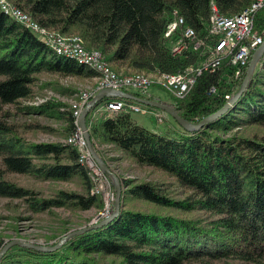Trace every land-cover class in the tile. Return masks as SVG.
I'll list each match as a JSON object with an SVG mask.
<instances>
[{
    "label": "trees",
    "instance_id": "obj_1",
    "mask_svg": "<svg viewBox=\"0 0 264 264\" xmlns=\"http://www.w3.org/2000/svg\"><path fill=\"white\" fill-rule=\"evenodd\" d=\"M8 1L46 29L79 36L86 49L99 50L117 73L160 75L197 68L203 59L200 52L171 53L176 35L164 37V31L174 16L204 38L211 1L220 14L233 16L253 0ZM254 29L264 31V7L255 15ZM251 56L252 52L241 68L222 63L214 73L202 72L180 99L169 96V101H162L129 93L166 103L197 123L228 101L224 95L237 92ZM51 74L82 80L97 76L0 11V198L21 199L33 212L102 207V200L89 193L88 170L78 162L73 146L30 142L10 121L7 108L32 98L39 76ZM211 88L215 91L210 93ZM115 99L106 97L93 109ZM16 108L44 113L56 107L46 103ZM55 112L71 134V107ZM85 121L96 153L99 141L115 147L136 166L171 179L178 195L170 183L120 179V210L109 223L75 235L53 251L12 246L0 264H264V55L243 94L197 131H184L177 124L151 131L123 111L99 120L91 119L89 111ZM14 176L48 182L76 179L84 194L59 191L41 198ZM135 202L140 207L134 208ZM3 245L0 241V250Z\"/></svg>",
    "mask_w": 264,
    "mask_h": 264
},
{
    "label": "built area",
    "instance_id": "obj_2",
    "mask_svg": "<svg viewBox=\"0 0 264 264\" xmlns=\"http://www.w3.org/2000/svg\"><path fill=\"white\" fill-rule=\"evenodd\" d=\"M263 7L264 0H253L240 13L224 16L218 12L216 5L211 1L208 26L204 38L198 37L193 28L185 26L184 20L180 16H174L164 31V37L176 35V39L171 44V53L178 55L184 51L200 52L203 59L197 68L188 66L181 72L154 75L152 78V76L143 73L122 74L113 71L104 55L97 49H86L79 36L63 35L46 29L8 0H0V11L4 15L34 33L56 53L69 57L78 65H83L97 73L94 87H87L79 91L75 99L71 101L74 129L64 139V143L77 150L78 162L88 170L89 193L102 200L101 210L94 223L112 213L115 191L108 176L97 167L86 149L77 122L82 108L98 91L105 88L126 93L138 92L149 96L150 87L155 84L161 86L169 96L180 99L187 94L202 72L214 73L222 63L237 68L243 67L250 53H253L264 40V32L258 33L254 29L255 15ZM214 91V88L210 89V93ZM224 99L229 100V95H224ZM121 111L149 114L158 123L163 122L166 117L162 111L148 109L139 103L117 98L110 102L105 101L91 110V119H96L103 112L112 114Z\"/></svg>",
    "mask_w": 264,
    "mask_h": 264
},
{
    "label": "rangeland",
    "instance_id": "obj_3",
    "mask_svg": "<svg viewBox=\"0 0 264 264\" xmlns=\"http://www.w3.org/2000/svg\"><path fill=\"white\" fill-rule=\"evenodd\" d=\"M150 76L154 78V75ZM95 82L96 80L93 78L82 80L54 74L41 75L37 85L34 86L32 98L20 101L15 106L37 107L52 103L56 108L54 110L46 108L44 113H28L19 111L15 106L9 107L7 109L12 114L10 121L18 125L20 133L30 142L63 144L64 139L68 137L65 130L67 125L64 120L56 118V109L67 112L76 93L87 87H94ZM152 90L156 93H153ZM164 92L163 90L161 92V89L157 87L152 89L150 87L151 97L169 101V95ZM59 104L65 105V107H57ZM130 117L137 124L151 131L165 130L166 121H170L176 127V123L167 114L161 123H158L149 114L131 112ZM98 144L96 154L109 161L111 170L119 179L170 183L178 195L179 188L173 186L172 180L163 173L149 167H138L115 147L100 141ZM13 178L19 185L35 191L34 193L39 194L38 197L41 198H50L59 191L84 194L82 185L76 179L70 182H48L38 181L29 176H14ZM140 204V202H135L134 208L140 207ZM100 210L101 207L89 210L58 207L42 212H33L21 199L0 198V241L5 244L10 240H22L32 244L51 246L66 235L63 234L64 231L69 233L93 224Z\"/></svg>",
    "mask_w": 264,
    "mask_h": 264
},
{
    "label": "water",
    "instance_id": "obj_4",
    "mask_svg": "<svg viewBox=\"0 0 264 264\" xmlns=\"http://www.w3.org/2000/svg\"><path fill=\"white\" fill-rule=\"evenodd\" d=\"M263 52H264V40H263L262 44L257 49H255L253 51L251 59H250L249 64H248V67L246 69L245 76H244L242 83H241L239 89L237 90V92L234 95H232L230 97V99L220 109H218L213 114L204 117L203 119H201L197 123H191V122L185 120L184 118H182L177 113V111L172 106H170L166 103L159 102L157 100H147V99L135 96V95L130 94V93H126V92L119 91V90H113L110 88H105V89L98 91L90 99V101L82 108L77 122H78V126L80 128V131L82 133L83 139L85 141L86 149H87L88 153L90 154L92 160L95 162L97 167L111 179V183H112V186H113L114 191H115V200H114V204H113L112 213L108 217L98 221L97 223H93V224L85 226L81 229H77V230L71 231L69 233H66V235L62 236L52 246H42V245L32 244V243L22 241V240H10V241L6 242L3 245V247L1 248L0 258L12 246H23L26 248H30V249H34V250L42 251V252L56 250L59 247H61L71 237L78 235V234H81L87 230L98 228L102 225H105V224L109 223L113 218H115L118 215L119 210H120V198H121L120 179L111 170L110 166L100 156H98L96 154V152L92 146L91 139H90V136L88 133V128L86 126V121H85L86 116L89 113V111H91L93 109V107L96 106L102 99H104L106 97L130 99V100H132L136 103H139L141 105L151 106L153 108H156V109L166 113L169 117L172 118V120L177 124V126H179L184 131H187V132L197 131L200 128H202L204 125H206L207 123H209V122L215 120L216 118H218L219 116H221V114L224 113V111H226L243 94V92L245 91L246 86H247V84L251 78L253 69H254L256 63L262 57Z\"/></svg>",
    "mask_w": 264,
    "mask_h": 264
},
{
    "label": "crops",
    "instance_id": "obj_5",
    "mask_svg": "<svg viewBox=\"0 0 264 264\" xmlns=\"http://www.w3.org/2000/svg\"><path fill=\"white\" fill-rule=\"evenodd\" d=\"M93 79L96 80V77L93 78ZM150 95H151V94H150ZM153 98H154V97H153ZM101 104H102V103H101ZM101 104H100V105H101ZM100 105H99V106H100ZM104 114L107 115L106 112H103V113H101L100 115H98L96 119L99 120L101 117H103ZM108 115H111V114H108ZM132 120H133V119H132ZM133 121L137 124V122H136L135 120H133ZM138 125H139V124H138ZM165 125H166V129H167V128H172V127H173V125L171 124L170 121H166V122H165ZM140 126H141V125H140ZM154 131H159V132H160V131H164V130H160V129L158 130V129H157V130H154Z\"/></svg>",
    "mask_w": 264,
    "mask_h": 264
},
{
    "label": "bare ground",
    "instance_id": "obj_6",
    "mask_svg": "<svg viewBox=\"0 0 264 264\" xmlns=\"http://www.w3.org/2000/svg\"><path fill=\"white\" fill-rule=\"evenodd\" d=\"M257 31V30H256ZM264 32V31H263ZM264 35V34H263ZM163 74V73H162ZM168 74H170V73H168ZM154 86V85H153ZM153 86L151 87V89L153 88ZM155 87V86H154ZM160 87V86H159ZM158 90V89H157ZM153 91V90H152ZM164 91V90H163ZM161 92H162V89H161ZM153 93H156L155 91H153ZM165 93V92H164ZM131 94H133V93H131ZM136 96V95H135ZM151 96V95H150ZM138 97H141V96H138ZM149 97V96H148ZM151 98V97H150ZM149 99V98H148ZM126 100V99H125Z\"/></svg>",
    "mask_w": 264,
    "mask_h": 264
}]
</instances>
